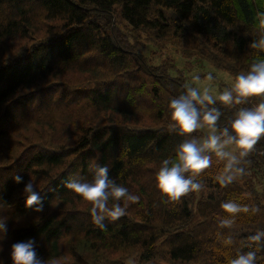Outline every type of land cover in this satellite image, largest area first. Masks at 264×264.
Returning a JSON list of instances; mask_svg holds the SVG:
<instances>
[{
  "label": "trees",
  "instance_id": "obj_1",
  "mask_svg": "<svg viewBox=\"0 0 264 264\" xmlns=\"http://www.w3.org/2000/svg\"><path fill=\"white\" fill-rule=\"evenodd\" d=\"M259 12L264 0H0V61H7L0 62V219L7 223L0 262L13 264L11 245L33 239L45 264H127L134 256L133 264H230L251 250L264 264V240H251L264 231V190L248 175L264 183V136L247 156L238 153L231 171L227 157L206 151L211 164L193 177L198 201L197 191L177 201L162 197V162H174L179 146L203 133L171 127L168 106L186 94V78L145 54L148 45H171L235 78L264 58L250 46L264 35ZM41 21L47 33L12 53L10 41L28 38ZM260 102L196 107L201 121L219 110L217 135L225 128L232 134L236 113ZM77 107L92 116L76 129ZM98 167L139 197L121 200L125 215L106 219L104 228L91 222V203L66 188L72 179L90 181ZM224 175L231 182L220 183ZM15 176L31 180L43 212L26 206ZM229 201L248 211L227 213Z\"/></svg>",
  "mask_w": 264,
  "mask_h": 264
},
{
  "label": "clouds",
  "instance_id": "obj_2",
  "mask_svg": "<svg viewBox=\"0 0 264 264\" xmlns=\"http://www.w3.org/2000/svg\"><path fill=\"white\" fill-rule=\"evenodd\" d=\"M257 18L259 25L264 27V12L257 13ZM250 46L264 52V35ZM193 79L200 78L196 76ZM206 79L212 81L213 76L208 74ZM253 97H260L261 102L250 108H242L236 113L230 125L232 134L229 128L223 129L219 135L216 134L215 124L221 115L219 110L212 108L204 112L201 121V112L196 107V105H212L217 99L224 105L233 103L241 105L249 102ZM168 107L170 119L173 121L171 127L179 129L180 134L192 133L203 124H207L210 129V134L202 144L198 145L195 140L182 143L178 148L176 160L172 162L165 159L160 166L156 176L157 189L162 197H166L169 201H177L189 192L200 190L201 185L194 182L193 177L211 164V157L204 154L206 151L214 152L220 158L227 157L230 161L228 169L231 171L232 166L239 161L236 156L226 152L225 148L234 144L239 149V156L245 157L261 136H264V58L251 63L246 72L235 77L230 88L223 90L216 97L210 94L207 87L201 91L188 86L186 94L172 99ZM236 171L242 172V169L237 168ZM108 173V167H98L94 178L90 181L72 179L66 183L67 189L91 203L89 210L91 222L99 228L105 227L106 219L115 221L125 215L127 203L121 206V200L132 203L139 200V197L132 195L128 188L110 179ZM185 173H191V175L186 178ZM232 179V175L219 178L222 184L231 182ZM14 181L17 184H23L22 194L26 197V206L32 208L35 205L36 212H43L44 203L31 180L24 182L23 177L15 176ZM222 207L227 213L233 215L248 211L246 206L232 201L223 204ZM230 223L231 221L227 219L222 221L224 226ZM0 234H3L0 235V240L7 235V223L3 219H0ZM251 240L257 243L264 240V231H258ZM231 243V239L225 241V244ZM35 247L33 239L12 244L10 259L13 264H45L44 260L37 255ZM257 251L251 250L240 254L231 259L230 264H257Z\"/></svg>",
  "mask_w": 264,
  "mask_h": 264
},
{
  "label": "rangeland",
  "instance_id": "obj_3",
  "mask_svg": "<svg viewBox=\"0 0 264 264\" xmlns=\"http://www.w3.org/2000/svg\"><path fill=\"white\" fill-rule=\"evenodd\" d=\"M45 21H41L39 25L36 26V30L31 29L29 33V37H17L14 41H10V51L13 53L19 52V54H23L26 50H28L37 40L33 35H36L37 32L42 31V33H47V26L44 25ZM33 27V26H32ZM31 44V45H30ZM30 45V47H29ZM146 57L148 61H150L153 65H161L163 61H169L175 68L179 71L183 72V75L186 78V85L197 88L199 90H203L205 87L209 89L211 95L216 97L220 92L225 89L231 87L232 83H234L235 78L231 76L229 73L216 69L214 66L204 62L198 58L188 59L183 57L173 46L166 45L165 48H160L152 45H148L146 49ZM1 63H7V61H0ZM175 75L176 72H173ZM211 74L213 76L212 81H208L206 79L207 75ZM199 76V80H194L193 77ZM77 107L76 113H74V120L76 122V129L80 127L86 120L90 119L92 116V109ZM203 135L199 137L196 142L197 144H202L203 141L210 134V129L208 126L204 125L201 128H198ZM216 134H218V130L216 129ZM69 136V135H67ZM226 152H229L231 155L237 156L239 153V149L236 146L228 145L225 148ZM14 161V159L12 160ZM11 162V160H9ZM248 175L250 178L254 180L256 183L257 189L264 190V183L260 186L257 184V176L254 175L250 170L248 171ZM201 190L197 191L196 201L201 197ZM127 264L134 263V257H130Z\"/></svg>",
  "mask_w": 264,
  "mask_h": 264
}]
</instances>
